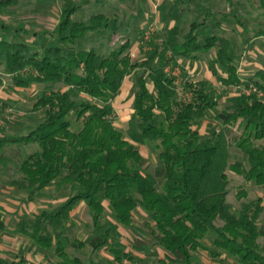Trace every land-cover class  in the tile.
Returning <instances> with one entry per match:
<instances>
[{
	"label": "trees",
	"instance_id": "1",
	"mask_svg": "<svg viewBox=\"0 0 264 264\" xmlns=\"http://www.w3.org/2000/svg\"><path fill=\"white\" fill-rule=\"evenodd\" d=\"M15 2L0 0V10ZM77 9L76 0H63L58 45L44 49L41 56L27 44L0 40V69L14 87L26 90L33 84H58L63 88L43 93L33 104L31 111L44 116L29 134L15 139L4 138L0 132V151L10 144L40 149L22 160L20 176L10 180L9 186L27 201L52 185L70 192L64 202L41 211L35 220L22 218L17 232L38 250L52 254L55 264H86L68 252L71 213L84 202L91 236L100 239L94 248L105 249L116 264L133 262L134 256L113 234L117 226L130 228L140 207L150 219L145 224L149 240L178 262L192 264L193 252L206 250L202 241L210 237L217 250L213 256L222 252L237 264H264V241L260 242L264 234L257 225L261 200L253 214L249 207L236 213L227 202L228 171L264 190V68L243 80L231 40L210 36L200 44L198 23H192L187 34L181 33L179 25L167 29L162 48L148 52L141 62L132 60L129 41L107 56L77 51V41L106 30L110 23L104 14L74 21ZM0 28L8 27L0 24ZM211 50L215 57L209 70L223 87L255 88L263 97L241 92L218 110L205 82H186L183 89L191 98L183 100L166 68L174 69L178 60H198ZM133 74L132 115L121 132L111 118L112 102ZM211 112L223 128L203 137L194 127ZM236 124L242 128L241 135L228 128ZM142 146L158 151L164 170L162 185L143 172ZM233 147L242 153L247 167L239 159L231 163ZM107 210L111 220L106 219ZM138 245L145 247L144 242ZM0 264L6 262L0 260ZM158 264L166 263L159 260Z\"/></svg>",
	"mask_w": 264,
	"mask_h": 264
},
{
	"label": "rangeland",
	"instance_id": "2",
	"mask_svg": "<svg viewBox=\"0 0 264 264\" xmlns=\"http://www.w3.org/2000/svg\"><path fill=\"white\" fill-rule=\"evenodd\" d=\"M14 1V0H11ZM8 9L0 10V24L8 27L0 28V40L27 44L39 56L46 48L56 47L57 28L60 23L63 0H15ZM77 11L73 15L74 21H88L92 16L104 14L110 21L109 27L100 33H89L85 38L77 41L74 48L77 51H95L107 56L111 51L129 41L131 57L135 62H141L145 55L155 48H162L163 35L168 28L180 26L182 34H187L192 23L201 26L196 34L200 44H204L207 37H226L233 43V50L238 57L239 75L243 80L252 77L259 69L264 68V0H76ZM208 10L211 14H208ZM215 57V50L199 55L198 60H180L173 69L166 70L176 79V85L183 93L186 82H205V88L217 100L218 110H223L228 98L240 94L236 88H225L212 76L209 62ZM220 72V70H219ZM221 73V72H220ZM135 74L126 79L121 94L112 102L114 112L111 116L116 129L124 132L127 122L132 115V100L135 90ZM63 89L58 84H33L28 89L14 87L9 76L0 69V132L4 138H18L29 134L41 122L44 113H33V104L45 92ZM181 95H184V94ZM74 119V118H73ZM76 125H78L75 122ZM197 129L203 137H210L212 130L220 131L223 125L216 119L213 112L209 117L196 123ZM235 135L242 134V128L236 124L228 127ZM40 151L37 145L10 144L0 151V190L8 187L10 180L19 178L18 167L27 156ZM232 160H242L245 167L247 162L242 153L236 148L231 149ZM141 164L143 172L153 175L158 185L163 183L164 170L156 149L142 146ZM4 158L7 161H4ZM229 179V194L227 202L233 206L236 213L249 207V214L256 209L258 199L261 200L262 213L257 218L260 233L264 234V190L247 182L242 176L227 172ZM3 190V189H2ZM15 190V189H14ZM6 189L0 194L2 199L16 198L18 194ZM243 192V195H242ZM68 190H57L52 185L33 201L25 200V207L12 214L0 217V240L9 244L10 251L5 254L0 245V257L6 264L20 260L21 264H55L52 254H45L33 246L27 239L16 236V225L22 219L35 220L41 211L55 209L69 196ZM9 201V200H8ZM10 204V201L8 202ZM106 204V203H105ZM107 206V205H106ZM21 212V213H20ZM106 219L111 220L109 211ZM70 246L68 252L77 256L86 264H116L112 256L105 249H95L100 239L91 236V218L86 203L81 202L71 213ZM150 219L142 208L134 213V222L130 228L117 226L113 234L114 239L124 250L134 256L129 264H158L160 250L149 240L145 224ZM217 225H221L217 221ZM6 241V242H5ZM264 239L261 237L260 242ZM138 242H144L142 248ZM205 249L194 251L192 264H236L224 253L213 256L217 252L211 238L202 241ZM159 250V251H158ZM23 256V257H21ZM41 256L43 257L41 259ZM223 256V257H222ZM125 264V263H121Z\"/></svg>",
	"mask_w": 264,
	"mask_h": 264
},
{
	"label": "crops",
	"instance_id": "3",
	"mask_svg": "<svg viewBox=\"0 0 264 264\" xmlns=\"http://www.w3.org/2000/svg\"><path fill=\"white\" fill-rule=\"evenodd\" d=\"M208 14H211L210 13V11L208 10ZM172 28V27H171ZM168 29H170V28H168ZM179 61V63H180V60H178ZM188 61H192V60H188ZM213 76V75H212ZM214 77V76H213ZM126 82V81H125ZM124 85H125V83H124ZM124 85H123V87H124ZM122 90H123V88H122ZM122 90H121V92H122ZM121 94V93H120ZM119 94V95H120ZM118 97V96H117ZM116 97V98H117ZM201 134V133H200ZM8 187H2V189L0 190V194L2 193H4V191L6 190V189H11V191H13L14 189V191L18 194V197H16V198H9L8 197V199L7 198H5V199H2L1 201H0V217H2L3 215H6V214H12V212H15V211H17L18 209H19V211H21L25 206L24 205H26L25 204V200H23V194L22 193H20L18 190H17V188H15V187H11V186H9V185H7ZM10 201V204H8V202ZM21 213V212H20ZM15 230H16V228H15ZM16 236H17V239H18V237H20L21 239H23V238H25V237H23L22 235H20L18 232H17V230H16ZM1 238V237H0ZM3 241V240H2ZM1 240H0V245H1V243L3 244V245H1V247H3V249H5V250H3V252L5 253V254H7L10 250L8 249L10 246H9V244L6 242V243H4V242H2ZM6 247H8V248H6ZM142 248H144V247H142ZM159 250H160V254H159V257L157 258V260L156 261H159V260H162V261H164L166 264H184V263H182V262H178V261H176L175 259H173L171 256H169L167 253H165L164 251H162L160 248H158ZM158 250V251H159ZM126 252H129L128 250H126ZM131 253V252H130ZM193 255H194V253H193ZM21 257H23V256H21ZM223 257V256H222ZM43 257L41 256V259H42ZM21 259V261H22V258H20ZM113 259V258H112ZM0 260L1 261H4V262H6V260H4L2 257H0ZM20 260L18 261V260H14L13 262H12V264H18L19 262H21ZM194 261V260H193ZM125 264H129V263H131V262H124ZM33 264H36V263H33ZM41 264H44V263H41ZM210 264V263H209ZM211 264H213V263H211ZM237 264V263H236Z\"/></svg>",
	"mask_w": 264,
	"mask_h": 264
},
{
	"label": "built area",
	"instance_id": "4",
	"mask_svg": "<svg viewBox=\"0 0 264 264\" xmlns=\"http://www.w3.org/2000/svg\"><path fill=\"white\" fill-rule=\"evenodd\" d=\"M168 68V67H167ZM166 68V69H167ZM166 72H169L168 70H166ZM177 92H178V95L183 99V100H188L191 98V94H187V93H183L182 92V89L180 90L178 87H177ZM243 93L247 94V95H250V94H256L258 98H262L263 97V94L259 91H257L255 88H251V89H248V90H243L242 91ZM184 94V95H181V94Z\"/></svg>",
	"mask_w": 264,
	"mask_h": 264
}]
</instances>
